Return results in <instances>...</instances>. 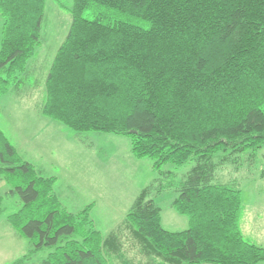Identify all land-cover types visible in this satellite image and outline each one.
<instances>
[{
    "label": "trees",
    "instance_id": "obj_1",
    "mask_svg": "<svg viewBox=\"0 0 264 264\" xmlns=\"http://www.w3.org/2000/svg\"><path fill=\"white\" fill-rule=\"evenodd\" d=\"M45 5L0 0V97L36 73L25 71ZM71 12L52 64L38 70L44 87L40 78L29 95L76 134L128 136L134 157L152 159L159 177L106 236L91 205L69 212L56 179L23 159L0 129V178L6 197L22 204L8 217L12 226L33 251L51 250L43 264H108L133 252L144 264H264V246L241 229L239 183L217 177L226 166H253L264 146V0H75ZM190 161L178 182L164 169ZM173 186L171 207L189 222L180 231L162 225L154 199Z\"/></svg>",
    "mask_w": 264,
    "mask_h": 264
},
{
    "label": "rangeland",
    "instance_id": "obj_2",
    "mask_svg": "<svg viewBox=\"0 0 264 264\" xmlns=\"http://www.w3.org/2000/svg\"><path fill=\"white\" fill-rule=\"evenodd\" d=\"M74 3L75 0H46L40 30V44L34 56L28 61L27 71H25L28 74L34 71L36 73H30L26 85L16 87L11 91H15V95L19 93L16 98L21 101H25L26 98L30 102L26 101V105H23L21 102L19 104L14 101L12 97H6L8 107L0 102V114L1 111L3 112L0 124L3 121L5 125L3 127L7 129L9 140L19 145L18 151L26 153L27 159L32 157L31 160L37 162L36 170H43L44 177L56 179L54 186L61 187L62 198L64 202L67 201V204L63 203L58 197L63 206L69 212L75 213L91 205L89 211L96 229L107 236L111 230L122 223L136 194L159 177L158 172L152 167V159L134 157L130 138L126 135L85 132L81 134V137H74L72 142V137L67 132L74 131L64 125L62 126L66 128V131L55 130L60 129L59 125H56L54 130H50L52 125L45 128L44 123L32 116V113L27 118V114L35 109L38 100L33 97V93L32 95L29 93L32 89H36L33 86L40 78L41 87H44L43 77L38 70L44 69L46 72L49 69L57 50L66 38L72 22L71 8ZM88 11L91 13L89 15L91 18L95 17L92 9ZM0 36L2 37L1 15ZM29 105L31 106L30 111H25L28 110ZM21 125L26 127L25 134H22V129L19 128ZM42 128H45V142L43 143L39 142V131ZM263 162L264 146L257 151L253 166H249L247 162L240 170L226 166L218 170L217 177L223 182H238L242 190L241 199L245 206L243 214L255 215L264 222V177L259 176ZM193 163L190 161L177 168L172 164H167L164 169L175 170L177 174L174 178L178 182L189 171ZM176 194L175 186H173L154 195L156 203L163 211L162 225L171 231H180L188 227V218L171 207ZM20 200L18 195L5 197L1 203L4 211L0 217L6 218L18 212L22 207ZM244 234L249 241L264 246V234L257 232L253 234L248 231ZM7 240L10 238L4 237L1 242ZM24 240L21 243L14 240L17 253L23 251ZM108 264H144V259L133 252L123 255L117 261L116 259L109 260Z\"/></svg>",
    "mask_w": 264,
    "mask_h": 264
},
{
    "label": "crops",
    "instance_id": "obj_3",
    "mask_svg": "<svg viewBox=\"0 0 264 264\" xmlns=\"http://www.w3.org/2000/svg\"><path fill=\"white\" fill-rule=\"evenodd\" d=\"M1 21H2V19H1ZM1 38L2 37L0 36V48H1ZM44 85H45V83H44ZM18 94L16 93V95H18ZM16 95H15V91L14 92L9 91L8 93L4 94L0 98V102L6 104V101H7L6 97H8V98L12 97L14 99V101H16L17 103L20 104V102H21V104L26 105L27 99L25 98V101L24 100L21 101V99L16 98ZM33 97H35L36 100L40 98L36 94H33ZM28 100H31V98H28ZM32 101L34 103L33 98H32ZM28 102H30V101H27V103ZM5 106L8 107L7 104ZM34 108L35 109L31 110V112L29 114H27V118L32 113V116H34L36 119H40L44 123L45 128L50 127L52 125V127H50L51 128L50 130H54L56 125H59L60 129H55V130H57V131L62 130L63 131L66 129V128H64V126H62L63 124H61L60 122L52 120V119L46 117L45 115H43L40 112V109H38L36 106ZM27 109L28 110H25V111H30L31 106L29 108L27 107ZM1 110H3V108ZM2 113L3 112L1 111L0 119L2 118ZM3 126H5V125L3 124V121H2L0 124V129L4 132V134L8 138L7 129H5ZM61 126H62V128H61ZM19 128L22 129V134H25V128L26 127H24V125H21V127H19ZM45 128H42L39 131V142H41V143L45 142V138H44ZM67 133L69 135H71L72 142L74 141V139H73L74 137L75 138L81 137V135L76 134L74 132H67ZM67 138H68V135H67ZM8 140H9V138H8ZM10 142L12 143V145H14L16 147V149H17V147L20 149L19 145H16V143H13L12 141H10ZM17 151H18V149H17ZM18 153L22 156L23 159L29 161L35 168L38 167L37 162L31 160L32 157H30V159H27L28 155L26 153H23L20 150L18 151ZM39 167L44 169V167H42V166H39ZM42 171L43 170H40L41 173H42ZM56 189H57V195L59 196V198L63 201V203L66 202V204H67V201L64 202V200L62 198L63 195L61 193V187L58 186ZM7 190H8L7 183L3 179L0 178V198H1L0 199V214L3 213V211H4V208L1 207V203H2L3 199L6 197L5 194H6ZM162 214H163V211H162ZM8 217H9V215L6 218L0 217V262H2V264H43V262L48 260L49 255L51 253V250L50 249H44V250H39V251H33L31 248L30 240L28 238L24 237L23 235H21L12 226V224L8 220ZM175 219L178 220L177 217H175ZM188 224H189V222H188ZM240 225H241V229H242L243 234L246 231L253 233V234H255V232L261 233L262 235L264 234V222L260 221L259 218L255 215L248 216L247 214H243V212H242L241 219H240ZM244 236L247 239L245 234H244ZM4 237L10 238V240L1 242ZM24 239H26V240H24ZM14 240L18 241L19 243H21L24 240V242L22 243L23 251H19L18 253L16 252ZM25 245H26V249H25ZM200 264H211V263H200Z\"/></svg>",
    "mask_w": 264,
    "mask_h": 264
}]
</instances>
